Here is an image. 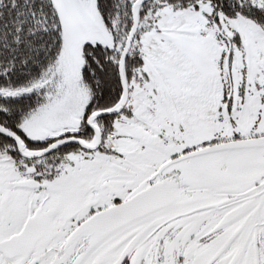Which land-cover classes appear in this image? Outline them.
I'll return each mask as SVG.
<instances>
[{"label":"snow or ice","instance_id":"6c2138e0","mask_svg":"<svg viewBox=\"0 0 264 264\" xmlns=\"http://www.w3.org/2000/svg\"><path fill=\"white\" fill-rule=\"evenodd\" d=\"M0 264H264V0H0Z\"/></svg>","mask_w":264,"mask_h":264}]
</instances>
